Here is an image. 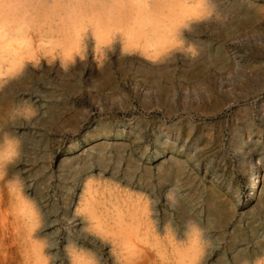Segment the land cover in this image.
I'll use <instances>...</instances> for the list:
<instances>
[{"label": "rangeland", "instance_id": "obj_1", "mask_svg": "<svg viewBox=\"0 0 264 264\" xmlns=\"http://www.w3.org/2000/svg\"><path fill=\"white\" fill-rule=\"evenodd\" d=\"M201 1L210 3L206 15L181 27V46L177 42L168 55H160L163 62L158 68L142 67L145 57L138 50L127 53L133 62L125 76L109 68L115 82L101 88L89 72L95 75L97 70L89 32L85 41L79 40L86 44L80 62L84 71L79 63V69L74 64L61 68L57 56L22 73L17 79L22 78L21 86L8 90L12 95L17 90L34 91L46 104L30 122L40 128L37 138L50 145L54 159L69 154L66 146L75 133L81 182L87 161L93 162L96 179L111 176L131 193L140 192L153 208L155 222L170 223L178 234L190 222L199 224L206 218L207 208L220 210L206 221L209 264L243 260L260 264L264 261V0ZM112 40L114 47L105 56L115 60L121 55L120 44L115 37ZM134 79L143 85L136 86ZM19 117L10 116L4 126L16 125ZM4 126L0 124V135ZM91 132L96 135L92 139ZM165 141L172 149L164 147ZM89 145L92 148L86 150ZM162 179L166 186L159 191ZM251 180L257 188L248 195ZM170 190L176 194L172 204L165 199Z\"/></svg>", "mask_w": 264, "mask_h": 264}, {"label": "bare ground", "instance_id": "obj_2", "mask_svg": "<svg viewBox=\"0 0 264 264\" xmlns=\"http://www.w3.org/2000/svg\"><path fill=\"white\" fill-rule=\"evenodd\" d=\"M209 7V2L201 0H0V124L4 126V120L14 114L20 116L16 125L7 124L0 135V264H209L206 221L220 210L207 208L204 221L190 222L178 234L170 223L155 222L153 208L140 192L131 193L111 176L96 179L93 162L87 161L81 182L75 133L66 146L69 154L60 153L54 159L50 145L37 138L40 128L30 122L46 104L34 91L17 90L12 95L8 90L21 84L22 78L17 79L22 73L38 68L43 60L58 56L61 68L74 64L79 69L76 64L83 63L86 45L80 42L89 32L92 50L98 55L93 59L95 75L89 72L101 88L115 82L109 68L125 76L133 62L127 53L138 50L145 57L142 61L137 57L142 67L158 68L163 62L159 56L182 39L181 27ZM113 37L121 52L115 60L105 56L114 47ZM133 81L143 85L141 80ZM33 85L39 90L38 82ZM95 136L94 132L89 135ZM163 144L172 149V144ZM159 186V191L166 186L163 179ZM256 188L251 180L247 194H255ZM171 191L165 195L169 204L176 198ZM231 259L238 258L233 254Z\"/></svg>", "mask_w": 264, "mask_h": 264}, {"label": "clouds", "instance_id": "obj_3", "mask_svg": "<svg viewBox=\"0 0 264 264\" xmlns=\"http://www.w3.org/2000/svg\"><path fill=\"white\" fill-rule=\"evenodd\" d=\"M261 264H264V261H262Z\"/></svg>", "mask_w": 264, "mask_h": 264}]
</instances>
